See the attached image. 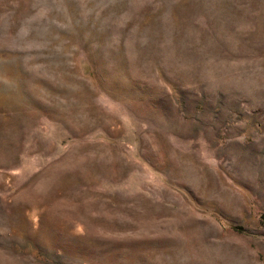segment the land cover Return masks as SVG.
Wrapping results in <instances>:
<instances>
[{
  "label": "rangeland",
  "instance_id": "obj_1",
  "mask_svg": "<svg viewBox=\"0 0 264 264\" xmlns=\"http://www.w3.org/2000/svg\"><path fill=\"white\" fill-rule=\"evenodd\" d=\"M0 264H264V0H0Z\"/></svg>",
  "mask_w": 264,
  "mask_h": 264
}]
</instances>
